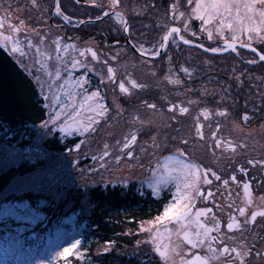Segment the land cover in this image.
Masks as SVG:
<instances>
[{"label": "snow or ice", "instance_id": "obj_1", "mask_svg": "<svg viewBox=\"0 0 264 264\" xmlns=\"http://www.w3.org/2000/svg\"><path fill=\"white\" fill-rule=\"evenodd\" d=\"M77 3H79V0H77ZM30 4L35 9L40 7L38 0H30ZM96 6L103 8V5L100 4ZM187 6L190 11L186 14L184 11H180L178 3L171 5L172 21L182 24L183 27L158 25L166 31L156 44L151 47H145L144 43L131 44L132 50L142 58L154 60L170 44H175L177 47L180 44L189 45L191 41L185 39L182 33L187 30L188 21L194 18L200 21L201 31H206L209 39L213 35L212 30L208 28L209 25L213 26L217 35L225 37L223 48L211 47L204 49L206 52L222 53L231 51L239 54L237 42L241 41L242 37H246L249 43H240L239 47L255 53L259 62H264V53L258 52L257 48L253 47L251 43L254 38L264 42V0H187ZM120 7V0H110L109 10L103 11V17L114 16L121 22V30L129 32L130 27L124 19L123 13L116 11ZM55 15L62 17L67 24L73 23L72 17L61 10L59 0L55 5ZM100 19V16L96 17V20ZM83 23L85 21H80V24ZM5 28L10 34H4L3 30ZM24 29V20L13 23L9 16L0 17V48L7 49L10 47L13 54L18 53L21 57H24L27 53L22 45L26 44L28 50L34 48L36 56L42 58L35 59L34 62L44 70L50 81L47 85L48 94H44V85L41 84L39 76L36 77V81L41 85V94L44 96V100L49 101L51 96V103L44 104L45 108L50 109V115L49 119L44 121L41 126L48 127L51 124L53 128L58 126L57 130L65 136L78 134L85 137V139L75 144L74 149H69L70 152L73 150L78 152L85 143L87 136L96 133L102 123L107 124L110 120H117L118 122L119 119H124L127 116L129 119L126 123L135 130H130L121 139H116L117 154L114 159L117 165L125 157L130 161L137 160L139 157L134 153L140 131L154 127L155 117H166L169 123L165 127L179 124L181 117L190 114L191 105H196L199 108L198 114L193 118L195 135L192 139L194 142H204L213 156L216 155L217 150L222 156L227 153L235 155L239 149L247 147L243 142H236L230 136H224L220 120L215 122L213 128L211 118L215 116L227 119L229 112L224 108L213 110L203 106L204 97L207 95L206 91L201 99H188L179 103L175 99H169L166 95H160L153 102H149L147 99L141 100L142 108L147 110L146 113H142L141 108L124 107L121 101L125 103L130 101L136 94V90H143L148 86L139 82L134 77V73L128 71L127 65L113 67L107 60H104L102 63L106 66V78L113 85L118 86L121 94L113 100V106H110L99 89L90 91V81L87 74L91 73L92 69L86 60L78 58L86 57L90 53L91 60L99 62L100 57L95 50L92 48L80 50L74 44H61L60 39H56L51 42V46H54L56 53L53 57L47 51H42L47 47L46 36L40 35L39 40L34 43L25 31V40L21 41L19 36ZM31 31L36 32L35 29H31ZM226 33L230 34V39L225 36ZM70 52L76 55L68 59L66 54ZM112 59L117 60L118 57H112ZM42 60L45 62H42ZM52 60L55 61L53 65L54 72L48 70L46 63V61ZM257 62L256 59L248 61L249 64H256ZM169 63H171V57ZM121 67L123 68L124 79L117 80L118 75L121 74ZM80 70H83V74L74 79L73 73ZM62 73H66V77ZM181 73L189 78L193 75L188 67L179 66L175 70L170 68L164 76L163 83L172 85L175 89L183 88L185 81L181 78ZM151 75L156 77L159 73L152 72ZM236 79H239V77ZM58 81L62 82L57 84ZM104 82L102 77L100 83L103 84ZM222 90L225 91V94H228L227 89ZM185 91H191V89ZM198 95L200 94L198 93ZM56 106L59 107V110L56 109ZM113 112L115 115H112ZM201 117H203V121H208L209 134L207 136L204 132L206 125L201 121ZM242 119L247 123L250 117L245 113ZM233 127L238 128L239 125L234 122ZM239 130L243 131L242 128ZM176 131H179V129H176ZM165 139H168V137H165ZM170 139L176 141L177 137L171 136ZM179 144L184 147H177L175 152L164 156L163 162L157 160L156 166L152 169L153 180L149 183V187L153 197L162 200V194L166 189L174 188V191H169V199L162 204V210L153 219L146 222L147 226L141 224L139 231L149 237L145 243L152 245V251L159 258V264H250L249 258L252 257L255 246L236 243V240L237 233L243 234L245 231H249L250 226L257 225L258 218H260V225L264 230V206H258V208L251 211L248 210L255 203L252 195V182L255 177L250 181H243L242 178L238 181L237 175L233 174L228 179H224L211 167H206L192 160L186 150L189 146L188 138L180 137ZM149 147L153 150L161 148L157 136L152 137V143ZM163 147L166 148L167 145L164 144ZM141 151H147V149H141ZM151 154L155 155V151ZM111 155L109 145L105 143L102 153L99 156H93L92 159L103 161ZM248 163L254 164L252 160H249ZM104 166L101 163L100 167ZM237 171L243 176L249 175L244 167H240ZM214 181L221 182L224 188H228L230 183L237 185L242 183L246 206L236 209L239 218L230 214L227 221L222 222L213 211V207L208 206L221 207L215 201V193L211 190ZM261 187H264V181L261 182ZM260 199L264 200V195ZM4 207L5 215L12 216L17 221L35 223L38 219H42L28 203L5 205ZM228 207L231 208L232 205L229 204ZM16 231L19 233L21 229ZM261 238L264 239V236ZM229 241L233 243L230 244ZM82 243V239H73L67 246L62 248L58 246L57 249L51 250L49 259L37 260L35 264H61V262L68 264L69 257L82 260L86 255ZM112 243V241L106 242L108 245ZM17 244H20V241H17ZM108 250L107 247L104 249L105 252ZM255 257L258 264H264V250L256 249Z\"/></svg>", "mask_w": 264, "mask_h": 264}, {"label": "trees", "instance_id": "obj_2", "mask_svg": "<svg viewBox=\"0 0 264 264\" xmlns=\"http://www.w3.org/2000/svg\"><path fill=\"white\" fill-rule=\"evenodd\" d=\"M129 1L131 9L124 12L130 21L132 40L135 39L134 33H141L142 30L151 39L157 38L158 33L162 36L166 29L160 30V20L176 23L171 19V5L176 2L182 7L187 5V0ZM97 4L86 0H79V3L64 0L62 8L67 14L82 20L96 17L107 9L105 6L97 7ZM96 24L107 33L110 41L125 40L122 28L117 30V34L113 29L112 17L103 18L100 23L80 25L82 35L94 29ZM194 25L196 28L199 26L197 20ZM94 34L108 47L99 32L93 31ZM187 35L193 40L207 41L205 36ZM212 43L210 46L217 42ZM257 46L264 51V44L257 43ZM123 47L136 54L129 46ZM191 51L198 57L211 55L197 47L183 44L175 47V44H170L157 61L165 62L169 52H172L175 66L179 67L182 61L192 65L193 62L187 57L193 54ZM233 55L237 58L235 53ZM245 64L250 71L263 73L264 62ZM35 77L5 48H0V208L5 202L28 201L31 207L46 216L45 220L31 227L12 218L0 221V245L7 257L5 264H35L37 260H47L46 256L41 255L46 245V233L72 214L76 215L77 224L85 225L83 249L86 255L82 260L69 257L68 264H150L149 255L142 253L144 249L140 248L146 241L142 239L148 235L139 229L142 223L146 224L162 210V204L169 199V194L164 193L162 200L157 199L150 190L141 191L135 181L127 186L120 181L93 179L92 182L90 175H99L96 171L100 167L95 168L98 160L94 161L88 153L79 156L78 160L66 154L69 149H74L81 136L63 137L58 130L50 131L51 128L41 126L49 118V108L44 107L46 101ZM195 78L194 81L201 79L200 76ZM185 81L191 82L190 79ZM237 83L234 89L242 93L239 94V104L232 108L238 107L242 115V111L249 108L244 105L248 98L245 93L247 86ZM163 88L167 91L170 86ZM136 95L135 101L138 98L155 101L162 92L146 87L137 90ZM130 102L133 101H123L124 104ZM32 146L42 148L47 155L28 153L27 148ZM17 229L21 231L17 233ZM107 241L113 243L108 245ZM106 247L109 248L107 252L104 251Z\"/></svg>", "mask_w": 264, "mask_h": 264}, {"label": "rangeland", "instance_id": "obj_3", "mask_svg": "<svg viewBox=\"0 0 264 264\" xmlns=\"http://www.w3.org/2000/svg\"><path fill=\"white\" fill-rule=\"evenodd\" d=\"M1 2H6L8 5H11V11L17 10L21 13H25L29 11L28 4L21 3L20 0H0ZM88 2H96L100 5H103L107 7L110 0H86ZM129 0H120L121 7L117 10L125 11L131 9L129 7ZM178 3V2H176ZM66 3L64 2V5ZM179 4V3H178ZM180 5V4H179ZM8 9V8H7ZM180 11H184L186 14L190 11L188 6L182 7L180 5ZM5 12H8V10L5 9ZM138 13V12H136ZM112 17V22L114 24L113 29L116 31V34L118 33V29L122 28L121 22L119 19ZM196 19H192L188 21V28L184 33L186 34H193L201 37L205 36L207 41L206 44L210 46V44H213L212 42H217L214 44V46H219L221 43L225 42V37H221L217 35L215 32V29L213 26L209 25L208 28L212 30L213 35L212 38H208V33L201 31V23L199 20V26L196 28L194 25ZM43 21L45 22V26H33L30 23L25 22V29L22 30L20 33L19 39L21 41L25 40V31H27L29 38L33 40L34 43H36L39 40V36L43 35L46 36V48L42 49V51H47L50 53L53 57H55L56 53L54 51V46H51V42L56 39H60L61 44H74L77 48L80 50H84L86 48H92L95 50L100 60L92 61L91 60V54L88 53L86 57H78L81 60H86L88 62L89 67L92 69L91 73H88V80L90 81V91L91 90H97L99 89L101 93L105 96L108 104L110 106H113V100L117 99L121 94L119 93V88L116 85H113L111 82H109L106 78V66L102 63L104 60H107L108 63L113 67H120L122 65H127L128 71L134 73V77L141 83L146 84L147 88H153V89H159L160 93L162 92V95H166L169 99H175L177 103L180 101H187L188 99H201L205 91L207 92L206 97H204V104L203 106H207L213 110L217 109H227L229 112V116L227 119H222L219 117L213 116L211 118L213 128L215 127V122L217 120L221 121L222 124V134L224 136H230L233 138L236 142H243L247 145L245 148H241L238 151H242L243 153H250L252 151L261 152L264 151V124L260 127H247L246 124L250 122H244L242 117L246 113L244 110L242 111V115L239 114V108L233 107L236 106L237 102H239L240 95L242 91H238L234 89V86H238L239 84L246 85V97L244 101V105H247L250 107L251 102L253 101H261L263 100L264 96V71L263 73H258L256 71H250V68L244 63L249 60H251V57H256L249 53V51L245 52L244 50L242 53H235L237 58H234V55L232 53H225L222 55H208V54H202L199 55L203 58V61L200 57H198L193 52L188 54L187 57L190 61L193 62L192 65L186 64L184 61L179 62V66L188 67L190 71L192 72L191 78L184 76L182 73L181 78L185 81L186 79H190L191 82L184 83L183 88L175 89L172 85L170 86V89L165 91L163 83L164 76L168 73L169 69L172 68L175 70L177 66L174 63L173 59V53L169 52L168 56L165 58L164 61H157V58L153 59H147L142 58L138 56V54H134L128 49L124 48L122 46H110L106 47L104 46L103 42L100 41V39L95 36V34L89 36L90 38L87 39H67L64 36V33L60 29H56L51 26V24L48 21V17L44 15ZM161 21V26L163 25H170L171 22ZM101 20L95 22L100 23ZM92 24V23H91ZM183 27L182 24L176 23ZM151 27V25L149 26ZM31 29H35L36 32H32ZM95 30H100L102 32H105L101 26L97 25L94 26ZM163 29L160 27V30ZM159 31V30H158ZM142 30L141 33L135 32V39L133 41L136 44L144 43L145 47H151L153 44H156L161 36H159V33L157 35V38L151 39L150 35L147 37L146 34H144ZM5 35H8L9 31L7 28H5ZM39 33V35H37ZM164 34V32H163ZM155 36V35H153ZM227 38L230 39V34H225ZM63 38V39H61ZM242 42H249L246 37L241 38ZM251 42L264 44V42L254 38ZM120 45V44H118ZM24 47L25 52L27 55L24 57H21L18 53L13 54L11 52L10 47L7 48V50L29 71L31 74H35V76L40 77L41 84L44 85L43 92L44 94H48V83L50 82L48 80L47 75L45 74L44 70L40 68L38 64H36L34 61L35 59H42L41 57H37L35 54V49L28 50L26 48V44L22 45ZM176 47V45H175ZM217 48V47H216ZM197 52V51H196ZM231 52V51H230ZM201 53V52H200ZM198 54V53H197ZM73 55H76L75 53H68L66 54V58L71 59ZM112 57H118L117 60H113ZM171 57V63H169V58ZM248 58V60H247ZM257 60V59H256ZM146 61V62H145ZM42 62H45L42 60ZM48 65V70L54 72V63L55 61H46ZM200 65V66H199ZM221 70V73L219 72ZM152 72L159 73L158 76L153 77L151 75ZM83 74V70L77 71L73 73V78H79ZM66 77V73H62ZM200 76L201 79H196L195 77ZM35 77V78H36ZM104 78V83H100V79ZM239 77V79H236ZM98 78V79H97ZM124 79L123 75V68L121 67V74L118 75L117 80ZM62 81H58L57 84L61 83ZM41 86V85H40ZM230 86V87H229ZM167 89V88H166ZM186 89H191V91H185ZM222 89H227L228 94H225V91ZM109 90H111V98L109 95ZM55 91V89H53ZM198 93L200 95H198ZM137 94V90H136ZM134 95L132 99L128 104H124L123 101L121 103L124 104V107L127 108H141L142 113H146L147 110H144L142 108V105L140 104L141 100L138 98L137 101H135V98L137 95ZM113 95V96H112ZM178 96V99H177ZM63 98V97H62ZM140 99V100H139ZM148 100V99H147ZM149 102H153L148 100ZM222 101V103H221ZM46 103H51V96L49 98V101H46ZM191 112L189 115H186L184 117L180 118L179 124H173L172 127H165L169 123V121L166 119V117H155V126L152 128H145L140 131V135L138 136V141L135 146V155L139 157L137 160H128L127 157H125L119 165L115 163V155L116 152V146L115 141L116 139H121L122 136L126 133H128L130 130H135V128H132L126 121L129 119V117L125 116L124 119L117 120H110L107 124L102 123L98 131L94 134H91L87 136V139L85 140V143L81 146L80 150L77 152L75 150L69 151L66 154H68L70 157L73 156V159L76 158L78 160L79 156L83 157L84 154H90L93 156H99L102 151L104 150V144L107 143L109 145V151L112 152V155L109 157H106L103 161H96L95 165H97L95 168L100 167L101 163H103L105 166L100 167L96 172H99V175L95 173V175H90V180L92 182L93 179L95 181H109V182H117L120 181L124 185L129 184L133 181L137 184L139 189L141 191L150 190L149 183L153 180L152 177V169L156 166L157 160L163 162V157L169 155L170 153L175 152L177 147H184L183 145L179 144V138L184 137L189 139V146L187 147V151L189 152L191 158L193 161L203 164L204 166L207 165V167H211L213 170H224L222 164L224 163H230L231 161L234 163L240 162L242 159H244V156H236L231 159V157H228V161L226 160L227 157H224L230 153L224 154L223 156L217 150V153L215 156L212 155L211 151L208 149L207 145L204 142H194L192 137L195 135L194 128H193V118L198 114L199 108L196 105H191ZM56 109L59 110V107L56 106ZM249 109V108H246ZM248 115V113H246ZM49 115H50V109H49ZM112 115H115L113 112ZM49 119V118H48ZM201 121L205 123V135L207 136L209 134V128L207 127L208 121H203V117H201ZM234 122L239 125L238 128H234L233 124ZM110 125V126H109ZM45 129H53L57 130V128H53L51 124L48 125V127H43ZM243 129V131H240L239 129ZM176 129H179V131H176ZM61 134V133H60ZM63 137L67 136H73L75 134L71 135H63ZM157 136L158 142L161 143V148L159 150H153L151 147H149L152 143V137ZM171 136H176L177 140L172 141L170 139ZM165 137H168V139H165ZM85 139V137H81V140ZM210 143V141H209ZM166 144L167 147H163V145ZM258 144H261L258 146ZM147 149V151H141V149ZM155 151V155H152L151 153ZM28 153H35L40 155L41 153H45L47 155V152L43 150L42 148H38L36 146H32L27 148ZM65 154V155H66ZM64 155V156H65ZM234 156V155H233ZM66 157V156H65ZM257 166H262L263 162L261 159L256 158L254 160ZM141 165H143L141 167ZM212 165L220 166V168H213ZM87 179V177H86ZM214 184H218L217 186H214ZM213 186L211 187V190L215 193L214 199L217 203H222L224 205V208H222V213L226 214V210L228 207L227 202L231 203H237L238 206H241V204L245 203V199H242L243 196L239 195L236 198V201L233 200V195L236 194V191L234 188H230L229 184L228 188H224L221 182H215L214 181ZM169 191H174V188L166 189L164 193H168ZM232 194H229V193ZM22 203H28L27 201H19V202H7L2 205L0 208V221L7 220L9 218L14 219L12 216H6L5 215V205H15V204H22ZM29 204V203H28ZM221 205V204H220ZM30 206V205H29ZM31 207V206H30ZM33 208V207H32ZM37 211L38 215L44 218V213L36 208H33ZM232 209V207L230 208ZM42 219H38L35 223H28L26 221H20L27 223L30 227L36 225L39 221ZM15 220V219H14ZM17 221V220H16ZM19 222V221H18ZM144 226H147V223L144 224ZM85 225L80 224L78 225L76 222V215L72 214L71 216L67 217L61 224L53 225L51 227V230H49L46 235V245L43 249L42 256H46L47 259L50 258V252L51 250L57 249L59 246L60 248L67 246V244L73 240V239H82L85 235ZM248 231H245L243 234L237 233V237L240 235L242 238L245 239V242H250ZM262 237V236H261ZM149 237L146 236L142 240H148ZM262 241L261 244H264V239L260 238ZM231 244L232 241H229ZM148 244V245H147ZM141 244L140 248L144 249V254L149 255V259H151L150 264H159V258L156 257L152 251V245L149 243ZM83 248V243H82ZM13 257V256H11ZM26 259L30 260V257H26ZM6 253L4 252L3 246L0 245V264L6 263ZM251 263L258 264L257 260L250 261Z\"/></svg>", "mask_w": 264, "mask_h": 264}, {"label": "flooded vegetation", "instance_id": "obj_4", "mask_svg": "<svg viewBox=\"0 0 264 264\" xmlns=\"http://www.w3.org/2000/svg\"><path fill=\"white\" fill-rule=\"evenodd\" d=\"M20 1L21 3L23 2V4H28V6H26V7H29L28 12L21 13L17 10H14L12 12L11 8H9V6L11 5H5L3 2L0 1L1 17L9 16L11 17V22L13 23H18L19 20H24V22L30 23L33 26L41 25L43 27L46 25L45 22L43 21V18L45 15L46 18L48 17V21L52 27L56 29H60V30L62 29L64 33L65 28L63 26L64 21L62 17L56 16L55 10L52 11L53 0H38L39 6H40L39 9L32 8L30 4V0H20ZM63 1L64 0H60L61 10L66 15H69L70 17L74 18L73 16H71L70 14H67L62 9ZM5 9L8 10V12H5ZM66 25H67V30H68L67 31L68 36L67 37L65 35L64 36L67 39L68 38L79 39L77 35L79 34L82 35V33L80 31V26L78 25V22L73 20L72 24H66ZM91 30L93 29H90V31ZM3 31H4V34H7L5 33V29ZM244 112L248 113V116L250 117V122L246 124L247 127H256V126L260 127L264 124V100H261V101L257 100V101L251 102L249 109L244 110ZM260 145L261 144H258V146ZM235 155L236 156L242 155L244 156V159H242L240 162H237V163H234L231 161L230 163L227 162V163L222 164L224 170H218L220 166H217V165H212L213 168H217V170L219 171V174L222 175L224 179H228L233 174L237 175L238 181H240L241 178L243 179V181H250L252 180L253 177H255V180L252 182V195H253V199L255 203L251 205V207L248 210L251 211L252 209L258 208V206H264V200L260 199V197L264 195V187H261V182L264 181V151H261V152L252 151L248 154L243 153L242 151H238ZM235 155L233 156L232 154H228L224 157H227L226 160L228 161V157H231L232 159L233 157H235ZM256 158H259L262 160L263 162L262 166L256 167V163L254 162ZM249 160H252L254 164H249L248 163ZM205 166L207 167V165ZM240 167H244L248 171L249 175L243 176V174L239 173L237 170ZM217 185L218 184H214V186H217ZM229 187L234 188L236 191V194L232 196L234 201H236V198L239 195H242L243 196L242 199H245L246 201L242 183H240L239 185L231 183ZM229 194H232V193L230 192ZM219 204H221L220 208H215L213 205H208V206L213 207V211L215 212L217 217L221 219L222 222H226L230 214L236 215L239 218V213L238 211H236V209L239 207L246 206L245 203L241 204V206H238L237 203L227 202L228 205L229 204L232 205V209L227 208L226 214H224L222 213V208H224V205L221 202ZM248 232H249L248 234H250L249 236L250 242H247V240L245 242V239L242 238V236L240 235L239 237H237L236 243H246L248 246L254 245L255 247L253 248V255L252 257L249 258V260L252 261L254 259V261H256V257H255L256 249L264 250V244H261L262 241H260L261 236H264V230H262L261 225H260V218H258V222L256 226H250V230ZM250 264H255V263L250 262Z\"/></svg>", "mask_w": 264, "mask_h": 264}, {"label": "water", "instance_id": "obj_5", "mask_svg": "<svg viewBox=\"0 0 264 264\" xmlns=\"http://www.w3.org/2000/svg\"><path fill=\"white\" fill-rule=\"evenodd\" d=\"M56 2H57V0H53L52 11L55 10ZM105 11H108V10H105ZM116 11L122 12V11H120V10H116ZM122 13H123L124 19L127 21V24L130 26V24H129V20H128V17H127V15H126V13H124V12H122ZM0 17H1V16H0ZM100 17H101V19L105 18V17H103V13L100 15ZM101 19H100V20H101ZM81 21H85V23H83V24H86V23L97 22V21H99V20H96V18H92V19H84V20H81ZM171 26H178V27H180L178 24H172V25H170L169 27H171ZM124 33H125V40H124V41L115 40L114 42L110 43L109 40H108V37H107L106 33L100 31V34L105 38V42H106L107 45L122 44V45H128V46H130L131 44H135V43L131 40V37H130L129 32H124ZM90 34H91V33H89L88 35H90ZM65 35L67 36V28H66V31H65ZM88 35H87V36H88ZM77 36L80 37V38H82V39H84V37H82L81 35H77ZM185 39H187V38H185ZM188 40H189V39H188ZM190 41H191V43H190L189 45H191V46L201 47V45H202V47H201L202 49L211 48V47L206 46V45H204V44H202V43H200V42H196V41H192V40H190ZM240 43H242V42H239V41L237 42L238 47H239V44H240ZM252 46H253V47H256V46H254L253 44H252ZM130 47H131V46H130ZM257 50H258V52H261L259 49H257ZM164 52H165V50L161 52V55H162ZM208 52H209V53H212V52H210V51H208ZM227 52H228V51H227ZM223 53H226V52H222V53H213V54H223ZM261 53H263V52H261ZM161 55H160V56H161ZM157 58H158V57H157Z\"/></svg>", "mask_w": 264, "mask_h": 264}]
</instances>
